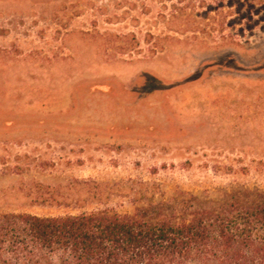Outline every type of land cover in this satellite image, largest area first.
I'll list each match as a JSON object with an SVG mask.
<instances>
[{"label":"rangeland","instance_id":"1","mask_svg":"<svg viewBox=\"0 0 264 264\" xmlns=\"http://www.w3.org/2000/svg\"><path fill=\"white\" fill-rule=\"evenodd\" d=\"M171 3L0 0V213L90 211L55 202L98 182L264 190V28L178 34Z\"/></svg>","mask_w":264,"mask_h":264},{"label":"trees","instance_id":"2","mask_svg":"<svg viewBox=\"0 0 264 264\" xmlns=\"http://www.w3.org/2000/svg\"><path fill=\"white\" fill-rule=\"evenodd\" d=\"M161 1L172 2L168 27L178 34L240 45L241 37L264 28V0ZM153 37L147 34L146 42ZM95 185L70 202H55L98 205L90 211L0 213V264H264V190L176 189L168 195L154 181ZM113 198L132 209L111 206Z\"/></svg>","mask_w":264,"mask_h":264}]
</instances>
